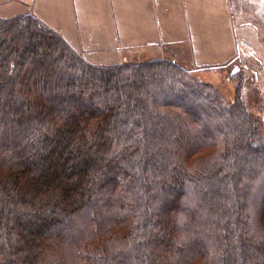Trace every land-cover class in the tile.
Instances as JSON below:
<instances>
[{
	"label": "trees",
	"instance_id": "1",
	"mask_svg": "<svg viewBox=\"0 0 264 264\" xmlns=\"http://www.w3.org/2000/svg\"><path fill=\"white\" fill-rule=\"evenodd\" d=\"M236 99L0 19V264H264V127Z\"/></svg>",
	"mask_w": 264,
	"mask_h": 264
},
{
	"label": "crops",
	"instance_id": "2",
	"mask_svg": "<svg viewBox=\"0 0 264 264\" xmlns=\"http://www.w3.org/2000/svg\"><path fill=\"white\" fill-rule=\"evenodd\" d=\"M233 3L242 1L0 0V19L32 13L95 66L146 57L213 69L237 60L248 41L234 25L246 11Z\"/></svg>",
	"mask_w": 264,
	"mask_h": 264
},
{
	"label": "rangeland",
	"instance_id": "3",
	"mask_svg": "<svg viewBox=\"0 0 264 264\" xmlns=\"http://www.w3.org/2000/svg\"><path fill=\"white\" fill-rule=\"evenodd\" d=\"M241 1V6L232 4L234 11H246V17L234 20L236 33L240 37L246 34L248 38L246 43L240 45L239 58L222 68L213 69L179 64L195 78L218 89L230 103L236 102V98L241 96L252 117L264 127V0ZM78 53L84 57L82 51ZM142 59L143 62L151 60L146 57ZM262 133L264 135V130Z\"/></svg>",
	"mask_w": 264,
	"mask_h": 264
}]
</instances>
